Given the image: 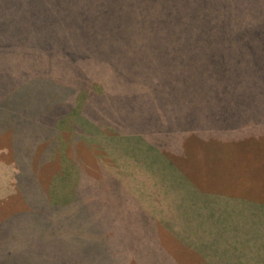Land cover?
Instances as JSON below:
<instances>
[{"label": "trees", "instance_id": "obj_1", "mask_svg": "<svg viewBox=\"0 0 264 264\" xmlns=\"http://www.w3.org/2000/svg\"><path fill=\"white\" fill-rule=\"evenodd\" d=\"M133 1L136 4L131 3L142 10L145 4L158 2ZM178 1L169 0V3L173 6ZM35 2L37 3V0ZM70 2H73L76 8L52 11L47 16L49 21L39 25L38 29H31L33 32L37 31L35 38L39 39L35 46L19 41L22 33L19 32L20 27L31 22L26 21L29 19L24 13L27 8L23 10L20 4L16 5L15 0H0V24L10 27L20 21L17 36L7 39L3 37L4 39L0 40V61L3 52H8L18 59L16 80L24 82V87L18 89V93L25 97L23 101L32 100L24 105L27 110L19 106L13 109L1 105V101L5 99L2 91L7 88L0 78V113L10 115L2 119L1 124H10L13 131L14 147L10 148V151L6 148L7 153L12 152V160L18 170L15 187L26 206L23 210H17L8 220H2L0 213V238L4 239L7 245L20 246V249L16 250L8 249L7 245L1 248L0 264H77L89 259L102 264H114L117 261L120 264L126 256L123 255L124 250L120 249V245L134 247L133 252L137 255L142 251H138L139 247L147 244L152 247L151 255H146L151 264L156 261L161 264H181L160 240L158 229L162 225L175 230L176 236L206 259V264H264V196H249L248 200H245L238 195L237 199L228 200L213 194V187L216 185H201L190 173L180 169L168 154L165 149L168 142L162 136H157L164 128V122L161 120H153L148 115L144 128L125 130L85 109V102L89 98L104 96L103 92L112 86L115 88L123 84L129 87L132 82V62L127 57L121 64L111 59V56L116 55L115 51L106 46V41L98 35V32L103 33V27L108 26L114 19V8H117L119 0ZM208 7L203 6L198 10L205 26L207 21L204 14ZM19 12H23V15ZM110 13L111 15H108ZM120 18L118 14L115 19ZM78 21L83 24L77 25ZM64 32L68 33L69 42L57 43L55 36ZM134 36L132 27L127 28V32L121 29L115 31L113 41L119 46L122 54L128 56V43L124 41ZM52 38L54 40H51ZM144 57L146 55L139 54L135 58ZM48 58L55 61H48ZM57 64L64 65L59 73ZM95 78H102L104 81L94 82ZM151 79L152 81L146 80L142 85L146 86L147 90H156L159 87V78ZM123 91L134 94V90L128 88ZM79 92L84 104L76 109L75 102L69 112L68 109L60 110L66 93L67 98L74 102L79 97ZM139 95H136L138 99L141 98ZM147 95L146 92L148 102L156 104V101L150 100ZM45 103L50 106L48 115L51 114L52 121L44 120L42 115L49 109L48 105H36ZM146 112L149 113L148 109ZM156 115L157 120L163 118L159 111ZM2 127L3 125L0 130ZM65 128L69 131L68 141L60 135ZM199 128L201 127L197 129ZM155 129L158 130L157 133ZM191 129L194 128L190 125H185L184 129L167 128L165 135L181 130L180 141L176 143V147L186 152V149L191 147H187L191 132H194ZM132 135L135 139H131ZM17 137L23 140V144L35 139L32 151L18 150ZM129 137L134 144L129 141ZM207 139L209 138L199 143L193 142L192 146L220 149L229 146L223 138L218 141ZM86 147L94 158L98 157L102 161L113 157L122 169H129L128 161L131 157L134 172L130 171V175L136 173L137 177L141 169L148 171L158 180L155 181V186L159 187L152 191L149 187H144L145 181L133 177L134 179H129L131 185L126 190L122 185L123 181L115 178L120 177L117 174L121 173H115L110 176L108 182L102 183L103 189L100 190L99 196L83 201L75 195L73 202L80 200L76 204V210L71 205L68 206L66 200L62 204L52 202L50 191H55L56 183L52 176L54 169H59L58 165L56 166V158H70L74 173L72 178L76 180V184L85 183L83 162L79 156H82L80 149ZM144 153L151 156V161L145 163L140 159L139 154ZM222 155L226 157L221 153L219 158L210 159L207 164L214 167L216 160H223ZM110 170L111 168L107 167L104 171ZM218 182L219 180L217 185ZM235 182L236 180L233 183ZM113 187L115 192L111 195L108 189ZM234 190L245 193L235 188ZM165 195L168 202L161 203L156 200V197ZM72 197L73 195L70 199ZM145 200L150 202L148 205L152 210L161 213L159 218L146 209ZM86 209L90 211L87 214L84 213ZM88 232L90 241L85 238ZM171 232L168 234L171 235ZM167 237L170 238L168 235ZM146 246L143 247L147 248ZM67 250L70 252L68 256Z\"/></svg>", "mask_w": 264, "mask_h": 264}, {"label": "rangeland", "instance_id": "obj_2", "mask_svg": "<svg viewBox=\"0 0 264 264\" xmlns=\"http://www.w3.org/2000/svg\"><path fill=\"white\" fill-rule=\"evenodd\" d=\"M15 1L16 5L20 4L23 7V10L27 8L24 13L29 19L26 21H31L20 27L19 32L22 33L19 41L35 44V46L39 39L35 38L37 31L33 32L31 29H38L39 25L49 21L47 16L52 11L76 8L70 0H64L65 2L37 0V3L35 0ZM131 2L136 4L133 0H119L117 8H114V19L108 26L103 27V33L98 32V35L106 41V46L116 53L115 56H111V59L121 64L127 57L132 62L131 85L127 87L119 84L115 88L112 86L103 92L104 96L89 98L85 102V109L90 113H97V117L106 119L107 122L125 130L144 128L148 122L146 120L148 115L153 120H161L164 122L163 130L159 133L156 129L154 131L158 137L162 136L168 142L165 149L180 169L190 173L191 177L203 186L216 185L213 187L215 189L213 194L221 195V198L235 200L239 197L238 195L245 200H248L249 196L263 198L264 0H179L173 6L170 5L169 0H158L155 3L151 2L152 4H145L143 10L136 8ZM207 5L209 7L204 14V19L207 21L205 26L198 10ZM19 13L23 15V12ZM118 14L121 18L117 20L115 18ZM61 23L65 26L64 22L61 21ZM19 24L20 21L13 23L10 27L0 24V40L4 39L3 37L7 39L17 36ZM79 24L83 23L78 21L77 25ZM129 27H132L135 36L124 41L129 47L126 51L128 56H126L118 49L119 46L114 43L113 37L117 29L127 32ZM55 39L57 43L65 44L69 42V35L64 32L56 35ZM139 54L146 57L136 59L135 57ZM2 55L0 78L5 82L7 89L2 91L3 99H5L1 101V105L13 107V109L19 106L27 110L24 105L31 103L32 100L23 101L25 97L18 93V89L24 87V82L16 80L18 59L8 52H3ZM47 60L55 61L50 58ZM63 66V64L58 66V73ZM152 77L159 78V87L156 90L153 88L147 90L142 84L146 80L152 81ZM97 80L103 79L95 78L94 82ZM127 88L134 90L136 95L140 94L141 98L138 99L136 95L123 91ZM80 92L74 102L67 98L66 93L60 110L68 109L69 112L75 102L76 109L84 104ZM146 92L149 99L155 100L156 104L148 102ZM36 105L40 107L48 104ZM49 107L48 105L47 108ZM49 110L50 108L45 110L42 115L44 120L52 121L51 114L48 115ZM157 111L162 115V119L157 120ZM9 116L8 113H0V127L3 125L0 130V143L5 145L0 146V213L2 217L0 218L2 220H8V217L17 210L26 208L15 187L18 170L12 160V152L7 153L6 148L8 147L10 151V148L14 147L13 131L10 124H1V120ZM185 125L194 128L191 129L194 132H191L192 136L187 142L189 144H186L187 147H191L186 149V152H182V149L176 147L182 131L169 132V135H165V130L179 127L184 129ZM198 127L201 128L197 129ZM67 129L65 128L60 135L68 141ZM206 138L212 141L223 138L229 146L221 149L192 146L193 142L199 143ZM128 139L133 143L131 139L135 138L132 135L131 139L130 137ZM34 141L35 139L23 144V140L17 137L16 146L18 150L32 151ZM88 150L87 147L81 148L82 156H79L83 162L85 183L76 184V180L72 178L74 173L70 158L67 160L56 158V166L58 165L59 169H54L55 173L52 176V179L56 181L55 191H50L52 202L57 201L56 203L62 204L66 200L68 206L75 208L80 201L73 202L75 195L83 201L99 196L100 190L103 189L102 183L108 182L110 176L115 173H121L117 174L120 177L115 178L123 181L122 185L126 190L131 185L129 179L136 177V173L130 175V171L134 172L131 157L128 161L129 169H122L113 157H107L102 161L98 157L94 158ZM221 153L226 156L222 155L223 160H216L214 167L207 164L210 159L219 158ZM139 157L145 163L151 161V156H147L146 153L139 154ZM107 167L111 168L109 172L104 171ZM136 178L145 181L144 187H149L152 191L156 187L155 181H158L155 176L143 169ZM235 180L236 182L233 183ZM158 187L159 185L155 189ZM234 188L245 193L237 192ZM119 191L122 193L121 190ZM108 192L114 195L115 188L108 189ZM156 200L161 203L168 202V197L167 195L158 196ZM144 203L150 213L157 218L161 216V213H156V210H152V207L148 205L150 202L147 203L145 200ZM80 211L77 210L79 214H82ZM87 212L90 211L86 209L84 213L87 214ZM79 214L78 217H80ZM158 231L160 240L166 244L164 247H167L169 253L181 264L207 263L202 255L175 235V230L162 225ZM169 231L174 234L171 232L172 234L169 235ZM85 238L89 239V232L85 234ZM6 245L5 240L0 238V249ZM7 247L20 249L17 244H8ZM69 254L67 250L66 256ZM80 262L102 264L94 259ZM154 264L161 263L156 261Z\"/></svg>", "mask_w": 264, "mask_h": 264}, {"label": "crops", "instance_id": "obj_3", "mask_svg": "<svg viewBox=\"0 0 264 264\" xmlns=\"http://www.w3.org/2000/svg\"><path fill=\"white\" fill-rule=\"evenodd\" d=\"M143 246H146V245H142L139 247L138 251H140V249H142V251L138 252L137 255L133 252V248L134 247H122V245H120V249H123L124 250V253L123 255H126L124 260H121L120 264H145V263H150L151 262L146 258V255L149 256L151 255V252L150 250H152V247L149 246L147 244V248L143 247ZM119 247L117 249H119ZM143 247V248H142ZM115 249V250H117ZM81 262H78L77 264H79ZM114 264H119V262H115Z\"/></svg>", "mask_w": 264, "mask_h": 264}]
</instances>
